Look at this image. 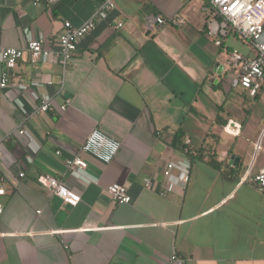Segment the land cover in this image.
Listing matches in <instances>:
<instances>
[{"label":"crops","instance_id":"1","mask_svg":"<svg viewBox=\"0 0 264 264\" xmlns=\"http://www.w3.org/2000/svg\"><path fill=\"white\" fill-rule=\"evenodd\" d=\"M205 1L0 0V50L41 38L52 53H24L0 87V264H167L173 252L177 264H264V192L252 180L264 166V81L254 96L233 84L229 50L254 52L232 30L215 44ZM146 14L185 23L147 30ZM90 18L74 55L54 59L62 23ZM44 96L53 110H37ZM93 128L120 142L109 162L80 149ZM74 154L86 167L67 169ZM176 159L189 163L185 188L176 168L163 174ZM44 174L78 203L47 190ZM112 183L130 202L110 197Z\"/></svg>","mask_w":264,"mask_h":264},{"label":"built area","instance_id":"2","mask_svg":"<svg viewBox=\"0 0 264 264\" xmlns=\"http://www.w3.org/2000/svg\"><path fill=\"white\" fill-rule=\"evenodd\" d=\"M36 4L42 0H33ZM54 1V0H48ZM233 5H235L233 7ZM101 6L105 9L114 7L113 0H102ZM203 9L208 13L206 19L207 33L215 36V44L220 45L221 37L225 36L229 30L234 31L243 40L247 41L253 52V56H247L239 50L233 48L228 52V62L233 74V84L239 85L248 94L254 96L264 81V0H206ZM183 25L185 19L178 14L169 17H163L159 14H146L144 16V25L147 30L160 27L164 24ZM63 29L57 34L59 49L53 57L61 63H65L75 53L77 44L84 35L95 27V19L90 18L80 26H73L69 21L62 23ZM24 53H27L31 62L38 60L47 61L51 58V50L45 46L41 38L31 39L27 42L25 48L4 47L0 50V61L3 69L0 74V87L4 88L10 82L8 71L14 67L17 60ZM12 84L24 87L19 81H11ZM37 97V96H36ZM68 103L61 104L59 108L63 110ZM54 106L48 96L41 98L37 110L50 111ZM228 130L237 134L239 128L237 125L228 126ZM20 133L23 131L20 130ZM120 142L105 134L99 128H93L86 136L81 150L92 154L102 162H109L117 153ZM56 150V153H59ZM66 167L69 170L83 169L86 162L77 154L66 158ZM173 168L177 169V185L185 188L189 180V163L182 159L168 161L163 174L169 175ZM21 175H23L21 173ZM40 183L49 191L56 194L63 203L75 206L80 195L66 187L58 178L50 174L39 176ZM253 182L258 189L264 192V166L260 167L252 177ZM149 182L145 186L149 187ZM107 192L110 197L117 202H130V196L124 185L112 183L107 186ZM5 190L0 178V195ZM2 206L0 205V213ZM178 256L175 252L171 255L167 264H177Z\"/></svg>","mask_w":264,"mask_h":264},{"label":"rangeland","instance_id":"3","mask_svg":"<svg viewBox=\"0 0 264 264\" xmlns=\"http://www.w3.org/2000/svg\"><path fill=\"white\" fill-rule=\"evenodd\" d=\"M236 41L238 42V46L241 50L245 51V50H248V43L247 41L243 40L241 37L237 36L236 38ZM247 43V44H246Z\"/></svg>","mask_w":264,"mask_h":264},{"label":"snow or ice","instance_id":"4","mask_svg":"<svg viewBox=\"0 0 264 264\" xmlns=\"http://www.w3.org/2000/svg\"><path fill=\"white\" fill-rule=\"evenodd\" d=\"M235 5H233V7H234Z\"/></svg>","mask_w":264,"mask_h":264},{"label":"trees","instance_id":"5","mask_svg":"<svg viewBox=\"0 0 264 264\" xmlns=\"http://www.w3.org/2000/svg\"><path fill=\"white\" fill-rule=\"evenodd\" d=\"M187 151V150H186Z\"/></svg>","mask_w":264,"mask_h":264}]
</instances>
